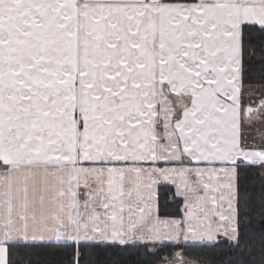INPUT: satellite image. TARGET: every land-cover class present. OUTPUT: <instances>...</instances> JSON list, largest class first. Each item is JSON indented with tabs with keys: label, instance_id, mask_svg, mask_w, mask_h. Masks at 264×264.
I'll return each instance as SVG.
<instances>
[{
	"label": "snow or ice",
	"instance_id": "obj_1",
	"mask_svg": "<svg viewBox=\"0 0 264 264\" xmlns=\"http://www.w3.org/2000/svg\"><path fill=\"white\" fill-rule=\"evenodd\" d=\"M257 89L264 0H0V264L137 241L176 246L164 264H208L185 249L221 237L248 249Z\"/></svg>",
	"mask_w": 264,
	"mask_h": 264
},
{
	"label": "trees",
	"instance_id": "obj_2",
	"mask_svg": "<svg viewBox=\"0 0 264 264\" xmlns=\"http://www.w3.org/2000/svg\"><path fill=\"white\" fill-rule=\"evenodd\" d=\"M249 81L246 80V84ZM246 96L248 94V89ZM255 100V99H254ZM258 167H248L242 170V175L247 179L243 181L249 189L253 185L259 187L260 180ZM158 200L162 214H177L182 200L174 196V186L170 184H160L158 187ZM261 228L264 225L259 220H254L251 225L243 230L254 238L252 245L246 250H236L229 247V244L220 238L216 243H199L193 247H186V251L191 254H199L202 259H206L208 264H247L255 261L259 264L262 254H264V244L260 241ZM179 249L172 243L165 245H153L151 243H136L128 245L112 244L99 247L79 248V264H164L163 258ZM33 264H69L72 260V250L67 253L49 252L46 249L37 248L28 253V257Z\"/></svg>",
	"mask_w": 264,
	"mask_h": 264
},
{
	"label": "crops",
	"instance_id": "obj_3",
	"mask_svg": "<svg viewBox=\"0 0 264 264\" xmlns=\"http://www.w3.org/2000/svg\"><path fill=\"white\" fill-rule=\"evenodd\" d=\"M245 92L247 93V90H245ZM259 97H264V93H262L260 90H254V94L252 95V99H257ZM261 127V126H258ZM264 128H262L263 130ZM249 141L250 143H256V144H260L262 143L261 139L256 135L255 129L250 130V135H249ZM163 166V165H161ZM203 166V165H201ZM162 183H166L169 184L167 182H162ZM159 186V185H158ZM173 186V185H172ZM157 191H158V187H157ZM136 243H146L143 241H137V242H130V244H136ZM171 243V242H170Z\"/></svg>",
	"mask_w": 264,
	"mask_h": 264
},
{
	"label": "rangeland",
	"instance_id": "obj_4",
	"mask_svg": "<svg viewBox=\"0 0 264 264\" xmlns=\"http://www.w3.org/2000/svg\"><path fill=\"white\" fill-rule=\"evenodd\" d=\"M245 94H246V92H245ZM258 126H260V125H257V127H258ZM263 130H264V129H263ZM249 142H250V141H249ZM159 185H160V184H159ZM158 187H159V186H158ZM209 243H211V242H209Z\"/></svg>",
	"mask_w": 264,
	"mask_h": 264
}]
</instances>
